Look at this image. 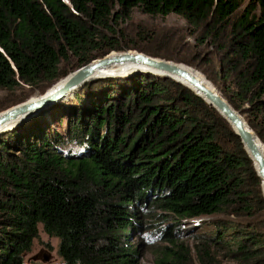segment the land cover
I'll list each match as a JSON object with an SVG mask.
<instances>
[{
	"label": "trees",
	"instance_id": "16d2710c",
	"mask_svg": "<svg viewBox=\"0 0 264 264\" xmlns=\"http://www.w3.org/2000/svg\"><path fill=\"white\" fill-rule=\"evenodd\" d=\"M135 10L187 27L132 30ZM130 51L202 72L264 144V0H0V113ZM190 223L214 235L192 246ZM41 227L57 264H139L138 239L163 242L157 264H216L226 248L264 264V192L240 137L153 74L88 83L0 136V264H28Z\"/></svg>",
	"mask_w": 264,
	"mask_h": 264
},
{
	"label": "water",
	"instance_id": "95a60500",
	"mask_svg": "<svg viewBox=\"0 0 264 264\" xmlns=\"http://www.w3.org/2000/svg\"><path fill=\"white\" fill-rule=\"evenodd\" d=\"M113 62H131L154 70V72H140L132 76L138 74H153L160 78L172 79L188 89L191 87L192 89L190 90L193 92L197 91L201 93L202 96L195 92L199 97L214 107L229 122L236 134L240 137L245 150L254 162L264 192V144L249 127L240 112L236 111L218 90L216 92L210 90L192 71L193 74L185 68L196 71L195 69L176 62L153 58L139 52H135V54L124 52L120 53L118 57L111 58L107 56L103 59L96 60L71 74L61 89L48 91L40 98L30 99L27 102L0 113V136L14 131L29 122L32 118L41 115L54 105L67 99L70 89L81 88L87 83L96 82L97 79H94L95 72L100 67L109 66ZM178 79L184 80L190 87L182 84ZM75 97L76 95L73 98Z\"/></svg>",
	"mask_w": 264,
	"mask_h": 264
},
{
	"label": "rangeland",
	"instance_id": "374dc122",
	"mask_svg": "<svg viewBox=\"0 0 264 264\" xmlns=\"http://www.w3.org/2000/svg\"><path fill=\"white\" fill-rule=\"evenodd\" d=\"M132 20L133 21L127 25V26L132 25L131 26L132 30H134L135 26H139V23L150 25L151 27L152 26H160L162 28L173 27V28L177 29V28H181V27H187L186 21L180 16L171 15V16H168L166 18H163L160 16L153 17V16L145 15L139 10H135L133 12ZM190 41H191V39H190ZM120 53H124V52H116V53L110 55L109 57H113V56L115 57V56L119 55ZM130 53L135 54V52H133V51H130ZM183 65H185V64H183ZM185 66H187V65H185ZM187 67H190V66H187ZM190 68H193V67H190ZM110 69H112V70L109 71L106 69V71H105V72H109V73H100L94 79H97V81H99V80L109 79V78H125V77L128 78L129 76H132L136 73L145 72V71L135 72V71L130 70V69H128L129 71L126 72L124 70H127V69H124L122 71V70H119L118 68H115V67L110 68ZM185 69L189 72L192 71L194 74L200 76L201 79L204 80V82L206 84H209L215 91L218 90L216 88V86L211 81H209L202 72L198 71L195 68H193V69H195L198 72L191 70L189 68L188 69L185 68ZM125 73H127V74H125ZM85 86H82L81 88H77L74 91L70 92L67 96V99H64V101H67L69 99H73V97L75 95H77L79 90H81ZM57 111H58V114H61V115H64L65 113H67V111H63V110L62 111L57 110ZM46 117H47V120L50 123V125H52V123H53L52 117L49 115H46ZM70 148L77 149V147L75 145H69L65 149L67 151ZM61 151H64V150H61ZM213 229L214 228H205V229H199L198 230L196 223H190L184 231V235H183L184 239L183 240L190 241V244L193 246L194 242H198L194 239L196 234H203V235H210L211 236V235H214L212 233ZM234 234H235V232L230 230L229 233L225 237V242L233 243L234 242ZM141 242H143L145 245H144V247H142V258H141L139 264H157L156 260H158V258L160 257L159 253L161 250V246L163 245V242L157 241L154 239H151L150 241L146 242L143 240L140 241L138 239V243L141 244ZM59 245H60V240L58 238L50 237L49 235H47L43 231V228L41 227L39 238L35 240L32 251L29 254H27L25 257L27 263L28 264H30V263L57 264V263L61 262V259H60L59 254H58ZM221 251H222V253H219V258H218L216 264H238L234 260L225 257V254L228 252L227 248L222 249Z\"/></svg>",
	"mask_w": 264,
	"mask_h": 264
},
{
	"label": "bare ground",
	"instance_id": "6f19581e",
	"mask_svg": "<svg viewBox=\"0 0 264 264\" xmlns=\"http://www.w3.org/2000/svg\"><path fill=\"white\" fill-rule=\"evenodd\" d=\"M110 56V55H109ZM119 55H117V56H115V57H118ZM111 58H114V56L113 57H111ZM113 67H115V68H118L119 70H124V69H127V70H124V71H126V72H128L129 70L128 69H130V70H133V71H135V72H138V71H145V72H154V70H152V69H150V68H147V67H144V66H142V65H139V64H135V63H131V62H124V63H121V62H113V63H111V64H109V66H106V67H100L96 72H95V74H94V76H95V78L98 76V74H100V73H109V72H105L106 71V69L107 70H109V71H111L112 69H110V68H113ZM124 73V72H123ZM134 73V72H133ZM192 73V72H191ZM125 74H127V73H125ZM193 74V73H192ZM195 76L200 80V81H202L203 83H204V85L207 87V88H209L210 90H212V91H214V92H216L209 84H206L205 82H204V80H202L201 79V77L200 76H198V75H196L195 74ZM68 78V77H67ZM66 78V79H67ZM66 79H64V80H62V81H60V82H58L56 85H54L49 91H54V90H58L59 88L61 89L62 87H64V85H65V81H66ZM182 84H184V85H186V86H189L190 87V85L187 83V82H185L184 80H182V79H178ZM190 89H192L191 87H190ZM75 89H70L69 90V92L68 93H70V92H72V91H74ZM197 94H199L200 96H202V94L201 93H198L197 91H195ZM72 94V93H71ZM43 96V95H42ZM41 96H36V97H33V98H31V99H37V98H40ZM261 147H262V145H261Z\"/></svg>",
	"mask_w": 264,
	"mask_h": 264
}]
</instances>
